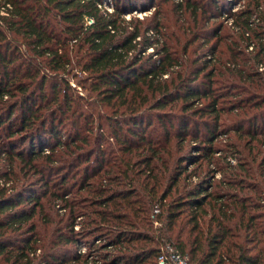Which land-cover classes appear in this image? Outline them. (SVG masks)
I'll return each mask as SVG.
<instances>
[{"label":"trees","instance_id":"trees-1","mask_svg":"<svg viewBox=\"0 0 264 264\" xmlns=\"http://www.w3.org/2000/svg\"><path fill=\"white\" fill-rule=\"evenodd\" d=\"M173 1L192 19L180 35L164 5L126 18L136 0H0V264H88L83 241L100 264H160L168 243L190 264H264V0L231 13L243 45L227 61L206 27L224 4ZM231 130L250 139L216 145ZM47 197L68 232L41 221Z\"/></svg>","mask_w":264,"mask_h":264},{"label":"rangeland","instance_id":"rangeland-1","mask_svg":"<svg viewBox=\"0 0 264 264\" xmlns=\"http://www.w3.org/2000/svg\"><path fill=\"white\" fill-rule=\"evenodd\" d=\"M136 1L141 6H139L137 10H136V8H134L133 11H131L129 13L127 12L125 14L126 18L134 17V16L141 18L145 15H151L153 12H155L156 8H158L159 6L162 7V5H164V7H165L164 11H166V16L169 18V21H170L169 25L172 26V27L170 26V29L172 28L173 30L178 31L181 28L183 31V26L187 27V26L191 25V23H192L190 12H188V11L180 12L179 10H176V6H175V4H173L174 3L173 0H170L171 2H164V0H154V1L153 0H136ZM176 1H181V0H176ZM251 1L253 3V0H220V2H222L224 4V6L222 7L221 4H219L222 8L220 7L221 9H220L219 13L217 14V16L212 17L210 22L206 21V23H208L207 24L208 26L206 25V27H208V31H210L213 27H219L221 29L220 33H221V36H223V40L219 44L220 46L218 48L216 55L218 54L219 56H221L222 57L221 59L223 61H227V58L230 55L229 51L225 47L230 40H231V42H233L235 39L239 40L238 48H242V45H243L242 44L243 41L239 39V35L237 34V32H235L238 27L234 24V22H233L234 16H232L231 13L238 12L240 10L245 9L248 6V3ZM251 6H252V4H251ZM102 9L105 12L106 11H109V12L113 11V8L111 6H107L106 8L102 7ZM263 9H264V4H263ZM234 25L237 28H234ZM188 32L189 31L187 30L186 33L188 34ZM181 33H183V32H181ZM181 33L178 31V35H180ZM150 35H152V37H154L153 32H150ZM202 39H206V36L203 37ZM202 39L198 40V42L195 45H199V43H201L203 41ZM207 39H209V37H207ZM209 41H210L209 45L216 43L215 39L214 40L210 39ZM222 48H225V50H226V51H224L223 55H221L219 53V51ZM248 49L251 51L250 48H248ZM205 50H206V48H205ZM201 51L203 53V50H201ZM149 53H154V55L152 56V61L158 63L159 59H161V55L156 54L157 52L153 48H150L148 50L146 56H148ZM199 55H201V54H199ZM214 56H215L214 53L208 52L206 57H203L200 60V64H202L203 61H205L206 59L214 58ZM193 57L197 58V56L196 57L193 56ZM258 68L260 71L264 72V65L259 66ZM81 76H82V74H78V77L73 78V76L71 75L70 76L71 81H72L71 83H73L72 84L73 86L77 85L76 89L78 92H81L82 94L87 95L86 90L82 89V88H80V86H78V79H80ZM200 81L201 80H198V82H200ZM38 98H39V96H38ZM229 99H231V97L227 98V100H229ZM203 102L206 103V100H203ZM224 102H225V100L221 99L219 103L221 104ZM200 105H202V103L198 104L197 106H200ZM166 111L170 112V109L167 108ZM224 116H227V114L225 113ZM195 118L198 119L199 121L200 120L203 121L205 119L211 120V117H209V116H203L202 117V116L198 115ZM147 119L151 122V126L149 129H151V127H154V128L159 127L158 116L156 115L155 112H153V114L146 116L145 120H147ZM174 121L176 123L175 125L177 127H179L180 122H178V118H175ZM223 121L228 122V123L230 122L228 119H224V120H222V122ZM262 123H264L263 119L258 121V125H262ZM147 124H148V122L145 121V126ZM221 127H220V129H221ZM61 137H62V139H68L69 138V132L67 130H63ZM238 138H240V140H242L243 143H245L246 141H248L250 139V137H248V135L245 133L239 134L237 131L231 130V131H227L226 133L220 134V137L216 141V145H218L222 148H225L226 144H228V143L231 144L232 141H234ZM177 140L178 139L175 138V142H178ZM191 142H192L191 140L187 139V141L185 143L187 146L183 149V151L181 153H183L185 150L188 149L187 153L191 154V152H192V154H197V152H195L196 149L189 148V146L192 145ZM190 147H193V146H190ZM217 155H219V153H217ZM231 161H232V163H236L235 159L231 160ZM191 168H193V166ZM53 177H54V179H57L58 175L53 174ZM223 177H225V176H223L222 172L216 171L211 178L215 179V181L213 182L215 185V183L219 180H222ZM193 180L194 181L197 180V177L194 176ZM44 188L46 189V187H44V185L40 184L36 188L37 189L36 193L37 192L42 193L43 191H45ZM42 189H43V191H42ZM47 198L45 200H43V203H44L43 212L40 211L41 221L42 222H45V220L50 221L49 226L51 227V233L55 229H59L60 231L63 230L65 232H68L69 231L68 226H67L69 224V222L67 220L68 210L64 208V202L61 200H56V203L54 205V203H52V204L47 203V201L50 199L49 197H47ZM158 210H159V208H158ZM78 221H82V220L79 219ZM82 229L83 228H81L80 223H77L75 225V231H82ZM87 239H89V238H87ZM101 243H102L101 239H98L96 241V245H100ZM90 245L91 244L89 242L83 241V242H81V244L76 246V250L78 253H80L82 255H88V257H87V260L89 261L88 264H95V263L100 264L103 260H98V259L103 258L104 256L101 255V251H99V250L96 251L92 247L90 248ZM68 247L70 249L72 248V251H73V248L75 247V245L70 244ZM91 249H92V251H90ZM60 250H62V249H60ZM60 250H58V251H60ZM39 253H40V250H39ZM102 253H103V251H102Z\"/></svg>","mask_w":264,"mask_h":264},{"label":"built area","instance_id":"built-area-1","mask_svg":"<svg viewBox=\"0 0 264 264\" xmlns=\"http://www.w3.org/2000/svg\"><path fill=\"white\" fill-rule=\"evenodd\" d=\"M158 262L160 264H190L189 259L170 243L162 247L158 255Z\"/></svg>","mask_w":264,"mask_h":264}]
</instances>
